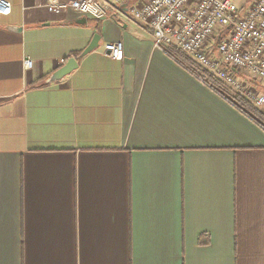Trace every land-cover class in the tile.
<instances>
[{"label":"crops","instance_id":"1","mask_svg":"<svg viewBox=\"0 0 264 264\" xmlns=\"http://www.w3.org/2000/svg\"><path fill=\"white\" fill-rule=\"evenodd\" d=\"M6 1L0 264H264V129L125 8ZM116 42L124 61L104 54Z\"/></svg>","mask_w":264,"mask_h":264},{"label":"built area","instance_id":"2","mask_svg":"<svg viewBox=\"0 0 264 264\" xmlns=\"http://www.w3.org/2000/svg\"><path fill=\"white\" fill-rule=\"evenodd\" d=\"M102 1L48 0L47 10L55 15L73 11L102 21L109 18V8ZM105 1L119 9L126 6V12L137 23L151 29L157 49L169 56L172 50L181 52L234 94L257 109L264 108V95L247 78L264 86V0H253L244 7H238L234 0ZM11 13L10 3L0 0V17ZM104 54L124 61V44L107 43ZM24 67L30 70L32 61L26 59ZM200 80L224 95L207 80Z\"/></svg>","mask_w":264,"mask_h":264},{"label":"trees","instance_id":"3","mask_svg":"<svg viewBox=\"0 0 264 264\" xmlns=\"http://www.w3.org/2000/svg\"><path fill=\"white\" fill-rule=\"evenodd\" d=\"M244 7V6H243ZM172 56L176 61L182 64L184 67L189 69L198 77L199 79L207 80L208 85H210L216 91L223 93L224 95H229L232 103L244 114L251 117L256 123H258L264 129V112L261 109L255 108L251 103H249L243 97L236 95L231 89L226 87L223 83L218 81L216 78L211 77L205 70L197 66L191 59L186 57L184 54L177 50L171 51Z\"/></svg>","mask_w":264,"mask_h":264},{"label":"water","instance_id":"4","mask_svg":"<svg viewBox=\"0 0 264 264\" xmlns=\"http://www.w3.org/2000/svg\"><path fill=\"white\" fill-rule=\"evenodd\" d=\"M125 11H127L125 6ZM100 37L95 36L93 41L91 42L90 46L80 55L79 59L87 56L88 54L94 52L99 48ZM78 68V60L77 59H70L64 67L58 70L49 80L48 83L59 82L72 74Z\"/></svg>","mask_w":264,"mask_h":264},{"label":"rangeland","instance_id":"5","mask_svg":"<svg viewBox=\"0 0 264 264\" xmlns=\"http://www.w3.org/2000/svg\"><path fill=\"white\" fill-rule=\"evenodd\" d=\"M134 3L137 2L138 0H132ZM236 5L238 7H243V6H246L248 4H251L253 0H234ZM126 13H129V12H126ZM248 78V81L250 82V84L258 90V92L262 93L264 95V87L262 84L258 83V82H255L253 81L251 78L247 77ZM247 80V79H246ZM264 110V109H263Z\"/></svg>","mask_w":264,"mask_h":264}]
</instances>
